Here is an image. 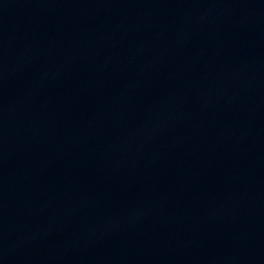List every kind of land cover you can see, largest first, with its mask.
Here are the masks:
<instances>
[{
	"label": "water",
	"instance_id": "obj_1",
	"mask_svg": "<svg viewBox=\"0 0 264 264\" xmlns=\"http://www.w3.org/2000/svg\"><path fill=\"white\" fill-rule=\"evenodd\" d=\"M0 264H264V29L0 0Z\"/></svg>",
	"mask_w": 264,
	"mask_h": 264
}]
</instances>
